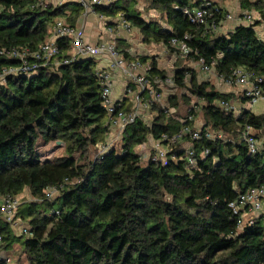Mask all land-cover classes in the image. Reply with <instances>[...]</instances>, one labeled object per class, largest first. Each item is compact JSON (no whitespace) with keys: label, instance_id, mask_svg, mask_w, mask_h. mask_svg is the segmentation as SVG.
Returning <instances> with one entry per match:
<instances>
[{"label":"trees","instance_id":"obj_1","mask_svg":"<svg viewBox=\"0 0 264 264\" xmlns=\"http://www.w3.org/2000/svg\"><path fill=\"white\" fill-rule=\"evenodd\" d=\"M238 1L260 18L226 34L189 21L183 10L200 0H144L159 18L142 17L136 0H109L93 11L109 19L121 14L145 42L183 39L191 48L188 58L203 60L217 74L244 68L264 88V41L255 31L264 21V1ZM217 6L216 21L224 13ZM82 12L78 0H0V194L18 196L27 189L34 198L21 201L16 213L31 235L12 232L0 218V250L19 243L26 264H264L262 217L239 226L241 213L229 206L238 194L264 186V112L220 108L217 101L234 94L199 81L191 68H178L174 88L202 100V129L215 135L187 142L196 163L187 164L186 146H173L165 164L136 152L148 135H171L185 123V116L174 117L157 102L149 104V121L137 117L123 129L118 148L100 153L110 128L97 62L71 60V37L52 36L57 20L76 26ZM45 42L59 47L55 59L30 54ZM147 65L148 77L164 76L154 57ZM175 97L168 96L173 107ZM194 108L188 113L195 114ZM248 128L259 142L254 153L245 140ZM48 189L54 190L50 199ZM0 264L7 263L0 257Z\"/></svg>","mask_w":264,"mask_h":264},{"label":"built area","instance_id":"obj_2","mask_svg":"<svg viewBox=\"0 0 264 264\" xmlns=\"http://www.w3.org/2000/svg\"><path fill=\"white\" fill-rule=\"evenodd\" d=\"M51 1L56 3H62L66 0H43ZM83 7V13L88 14L93 12V6L97 4H103L109 0H78ZM217 4L212 3L210 0H200L197 6L192 8H185L183 13L187 16L189 21L202 25L210 31H217L220 27V21H216L215 14L218 11ZM242 16H236L230 12H226L223 15V20L238 21L241 24L253 23L251 11L241 13ZM222 19V18H221ZM120 26L122 29L129 31L131 27L129 23L120 19ZM264 27V25H263ZM53 38L59 36H69L72 39L73 53L71 60L80 57H92L96 61H100L101 58H105L104 66H97V76L102 83V99L103 104L106 108L108 115L109 128H115L118 132H122L123 129L134 122L137 117L144 115L139 112L138 109L149 108L151 102L161 103L163 95L161 89L163 86H174L173 75H164L163 77H148V65L141 64L138 60H126L123 58L114 41L103 40L98 41L95 44H90L84 40L83 29L80 26H71L63 23L61 20H57L53 25L52 31ZM168 45L173 47L180 55L187 56L191 48L187 42L183 39L172 37L168 41ZM36 58H42L44 60L55 59L59 54V47L53 42H45L39 47L38 50L30 53ZM12 55L21 57L18 51L12 50ZM63 62H68V58H64ZM101 62V61H100ZM99 63V62H98ZM200 70L204 72H210L214 69L212 65H207L203 60H199ZM22 70H27L28 65L26 61H23ZM115 69L121 70L128 81L134 84L135 89H128V92L133 95L134 109L123 110L120 108V103H116L112 100L111 86H112V74ZM218 78L228 86L240 87V92L246 99L247 104L252 107L260 99L264 98V88L254 82L252 73L244 68H234L228 74H217ZM220 105L225 110L232 109L225 100H220ZM162 107H167L161 104ZM145 122L148 119H145ZM192 121V114H187L185 123L171 135L162 133L158 139H152V148L150 157L153 161L165 164L169 157V152L173 146L179 145L184 139L187 142L190 140H197L202 136L206 138L214 139L215 135L210 130H204L195 128ZM250 129L248 128L245 133V140L250 153H254L258 147V141L250 135ZM220 136V134H217ZM109 136L106 142L99 145L98 151L101 153L108 147H110ZM184 157L186 158L188 165H194L196 159L194 157V149L189 143L184 151ZM174 158V156H171ZM54 194L53 189L46 190V198L50 199ZM264 200V186L252 188L246 192L238 194L235 200L229 203V206L234 214L241 213V219L238 220V225L252 224L258 216L262 217L264 224V213L262 212V201ZM21 201L19 196L12 194H0V218L9 226L11 229L15 227L17 221V208ZM15 229V228H14ZM22 235H31L29 228L24 225L19 229ZM1 241V236H0ZM5 261H9V257L6 256Z\"/></svg>","mask_w":264,"mask_h":264},{"label":"crops","instance_id":"obj_3","mask_svg":"<svg viewBox=\"0 0 264 264\" xmlns=\"http://www.w3.org/2000/svg\"><path fill=\"white\" fill-rule=\"evenodd\" d=\"M215 2L219 3L218 0H213V3H215ZM219 4H217V5H219ZM219 6L224 8V6L221 5V4ZM250 11H251V14H252L253 22H254L255 19L258 20L260 18L259 14L257 13L256 10H250ZM226 12H230V13L236 15V16H242L241 13L247 12V11L242 10L240 5H239L237 8H234L233 11L226 10L224 8L223 15ZM91 13L94 15V17H96V19L98 17H100V18L102 17V16H99L94 11L91 12ZM89 14H84L82 12V14L80 15V17L78 18V20L76 22L77 26L82 27L83 34H84L83 37H84V40L86 42H88L90 44H95L96 42L103 41V40L114 41L115 44L117 45V49H118L119 53L122 52V51H125V52H127V54L129 56H131V58H134V57H137V56H141V55H145L146 57H148L147 62L142 63V62L139 61L143 65H147L148 61L150 60V58L154 57L156 59V61H157V67L159 69L164 70V73H165L164 75H173L174 76V72L176 71V69L183 68V67H179V66H177V67L172 66L173 69H171L172 70L171 73H167L166 70L169 67H166V65H161V63H160L162 61L161 57L164 56L163 50L167 49L166 51H168L167 52L168 54L175 55L176 57L178 55L179 56H183V55H180L178 52H176V50L173 49V47L169 46L168 43L163 44V43H156V42H145V41H143L142 38H141V42L140 43H136L137 40L134 38L133 34H130L126 30L121 28V26L119 24L120 23V19H121V14H119L117 17H114L112 19L103 17L102 24L97 23L98 20L95 21L93 18H91L92 22L88 21L87 17H88ZM219 20H221V21H220V27L217 30L218 33L226 34L227 32L231 31L234 28V26H236L237 24H240V23H238L239 19H238V21H231V20H225L224 21L223 17H222V19H219ZM92 23H94L93 26L91 25ZM263 25H264V21H261V22L257 23L255 25V31H256L257 35L264 41V27H263ZM217 31H215V32H217ZM138 32H139V30H138ZM140 35H141V33H140ZM120 55L123 57L122 53H120ZM183 57L188 58L187 56H183ZM123 58H125V57H123ZM126 60H133V59H126ZM174 60H175V58H174ZM174 60L172 59V61H174ZM100 61H98V60L96 61L97 62V66H98V64L100 66H104L105 58H101ZM202 72L205 73L206 75H210V73L212 74V72H213V74L215 73L216 78L219 79L218 76H217V73H216V71L214 69L212 71H210V72H204V71H202ZM112 75H113L112 76V86H111V93H110V96H111L112 100L114 102H116V103H120V108H122L123 110L129 111V110L134 109L135 106H134V101H133V95L128 92L129 88L135 89L134 88V84L129 83V81L126 78V75L119 69H115L113 71ZM221 82L219 84H217L220 87L219 88H215V89H217L220 92H225V93L229 92V93L234 94V96L231 97L227 102L230 105L233 106L232 111L235 114H237L240 111L241 108H248V109L251 110L252 107H250L247 104L246 101L240 102V100L237 98V96H239L240 94L242 95V93L240 92L241 91L240 87H238V86H230L233 89H228V85L223 83V81H221ZM260 100H264V98H262ZM128 102H130L129 109H127V103ZM216 104L220 108H222V106L220 105V100H218ZM148 109L149 108H146V109L139 108L138 111L139 112L141 111V113L144 114L145 111H148ZM187 114L185 115V117L187 116ZM256 114H258V113H256ZM145 115H140V118L143 119L144 118L143 116H145ZM145 119H148V118L145 117ZM194 121H195V118L193 117V114H192V121L190 123L193 124V126L195 128H199V129L203 128V125L197 126ZM109 130H110V132H109V135H110L116 129L115 128H111ZM205 130H210V129L206 128ZM210 131H212V130H210ZM140 145H142V144H140ZM138 146L139 145H137L135 147L136 152H138L137 151V147ZM262 212L264 213V200L262 201ZM24 225H26V224L24 222H22L21 218L17 217V221H16L15 227H14L15 229L13 228L12 232H14L16 234H21V233H18V232H20L19 231L20 227L24 226ZM10 250L11 249L0 250V257L2 259H4L6 256L9 257V261L8 262L5 261L7 264L12 260V256H10L9 254L8 255L4 254V253H6V251H10Z\"/></svg>","mask_w":264,"mask_h":264},{"label":"rangeland","instance_id":"obj_4","mask_svg":"<svg viewBox=\"0 0 264 264\" xmlns=\"http://www.w3.org/2000/svg\"><path fill=\"white\" fill-rule=\"evenodd\" d=\"M210 1L213 2V0H210ZM218 2L221 5H223L226 10H230V11H233L234 8H237L239 6L238 0H218ZM219 3H216V4H219ZM135 4H136L135 6H136L137 10L141 12L140 14L142 17H144L146 19L159 18V15L157 12H155L153 10H147L146 9V4H145L144 0H136ZM91 18H93L95 21L98 20L97 23L102 24L103 17H101V18L98 17L96 19V17H94V15L92 13H90L87 17V20L91 21ZM93 24L94 23H92L91 25L93 26ZM127 32H129L130 34H133L134 38L137 40L136 43L141 42L142 36L140 35V32H138V30L136 28L131 27V29ZM216 33H218V31ZM166 50L167 49L163 50L164 56L161 57L162 61L160 63H161V65H166V67H169L166 70L167 73H171V71H172L171 69H173L172 66H175V67L179 66V67H183V68H187V69L191 68L195 71V73L197 75V79L199 81L208 80V81L212 82V84L214 85L215 88L220 87L217 84H219L221 81L216 78L215 73L213 74V72H212V74L210 73V75H206L205 73H203L200 70V64L197 61H194L191 58H185V57L179 56V55L176 57L175 55L168 54L167 53L168 51H166ZM174 58H175V60H174ZM172 59L174 61H172ZM64 63H66V62H64ZM129 83L133 84L130 81H129ZM228 89H233V88L228 86ZM160 91L163 95V98H162V101L160 104H162L164 106H168L167 107V110H168L167 113L168 114L174 115V117H176V116L184 117L188 113L189 107H195L194 108L195 114H193V117L195 118V121H194L195 124L197 126L204 124L205 117H204L203 113L201 112V108H200V103L202 102V100H198L195 95L191 94L189 89L182 88V87H175L174 88V86H163V88ZM170 94L176 95L175 99L177 100L176 101L177 104L174 107L171 106L169 103H167L168 96ZM185 95L188 96V98H189L188 102L184 101V97H186ZM251 111L253 113L263 112L264 111V100H260L256 104H254L251 108ZM144 115L149 120L151 119L152 114L150 111H145ZM121 133L122 132H118L117 130H114L110 135H108L110 138V144L112 143V145H115L116 148H118L120 146ZM152 139H153L152 136L148 135L147 140L142 145H139L137 147V151L142 155L143 160H146L148 157H150L151 148H152ZM258 144H259V142H258ZM186 145H187V139H184L181 143H179V146H181V147L186 146ZM18 196H19L20 201H30V200L34 199L27 189L24 190ZM18 233H20V232H18ZM4 254H7V255L9 254L10 256H12V260L8 264H26L24 256L20 253L19 243L14 244L12 246L11 250L6 251V253H4Z\"/></svg>","mask_w":264,"mask_h":264}]
</instances>
